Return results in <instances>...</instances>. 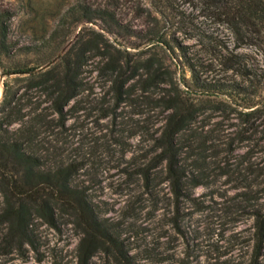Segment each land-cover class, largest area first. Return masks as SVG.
Wrapping results in <instances>:
<instances>
[{"label":"trees","instance_id":"trees-1","mask_svg":"<svg viewBox=\"0 0 264 264\" xmlns=\"http://www.w3.org/2000/svg\"><path fill=\"white\" fill-rule=\"evenodd\" d=\"M176 1L162 0V9L153 13L142 9L146 20L140 32L121 25L114 11L77 3L58 20L45 43L33 47H18L11 39L14 12L0 4V65L3 57L46 52L38 63L2 67V75L15 74L3 81L0 99V222L7 225L8 233L25 236L34 218L50 225L62 219L81 235L78 264H88L97 250L110 254L115 264H134L135 257L120 239L119 223L104 217L106 211L98 201L94 187L103 164L97 160L98 153L115 159L119 151L123 156L129 147L122 141L125 135L139 136L148 147H142L143 152L128 160L119 173L142 190L136 202L146 201L145 195L154 208L158 187L166 182L177 218L182 201L190 198L192 188L209 183L210 165L225 151L216 143L218 128H207L213 115L221 120L215 126L235 120L234 137L224 143L226 156L234 150V142L252 144L238 164L246 162V173L240 171L234 180L245 189V200L258 202L264 189V97L260 98L264 71L250 64L245 54L217 51L214 56L224 72H234L240 81L202 80L188 47L175 37L168 39L157 18L170 12L176 31L185 32L188 17ZM178 1L224 26L233 37L234 50L264 49V0ZM91 19L101 20L113 41L103 33L84 31L53 65L39 70L52 61L72 26ZM132 39L143 45H134ZM141 46L145 50L139 51L138 58L151 54L134 60L128 48ZM155 49L170 56L178 50L191 79L178 81ZM93 72L105 89L100 97L94 82L87 80ZM120 108L129 109L126 116L118 113ZM93 117L95 123L110 122L101 137L84 132ZM227 159L220 161L223 175L230 172ZM252 216L255 242L249 264H258L264 244V208L257 207ZM173 223L179 230L176 219Z\"/></svg>","mask_w":264,"mask_h":264},{"label":"rangeland","instance_id":"rangeland-1","mask_svg":"<svg viewBox=\"0 0 264 264\" xmlns=\"http://www.w3.org/2000/svg\"><path fill=\"white\" fill-rule=\"evenodd\" d=\"M161 2L162 0H0V4L14 12L10 23V37L18 47L43 45L58 20L77 3L114 11L121 25L130 26L140 32L144 29L146 20L142 9H149L153 13L162 9ZM174 4L188 17L189 24L185 32L176 31L175 19L170 12L166 11L164 16L157 15V18L160 26H165L168 39L175 37L182 45L188 47L189 58H193L198 65L196 69L202 80L240 81L234 72H224L223 66L218 64V59L216 60L214 55L219 52L245 54L250 64L254 63L264 71V49L246 47L234 50L233 37L224 26L211 23L210 19L200 16L192 6L181 4L178 0ZM104 29L105 24L99 19L84 20L72 26L69 35L52 60L63 55L84 31L103 33L110 42L113 41L112 36ZM189 35L193 38L189 39ZM131 42L134 45H143L136 39H132ZM143 50H145L144 46L136 49L128 48L134 60L140 58V61L151 54L147 52L138 58L136 55ZM154 51H157L158 57H161L163 62L175 72L178 81H181L182 77L191 79L178 50H175L172 56L159 49ZM213 51L215 54L212 53ZM45 53L43 51L40 54L3 57L2 66L0 65V82L2 67L11 68L17 63L32 65L40 62ZM96 61L98 59H94V62ZM12 77L14 76L5 77L4 80H11ZM87 80L94 82L97 97L102 96L105 89L100 88V80L96 72H93ZM262 97L264 91L260 98ZM128 111V108H120L118 113L121 112L126 116ZM92 120L93 122L84 129L85 133H94L95 137H101L108 131L110 122L107 119H100L97 123L94 122V117ZM216 121L221 120L213 115L207 128H218L216 143L219 145L218 149L225 151L211 163L209 183L192 188L190 198L182 201L177 218H174L176 207L166 182L158 187L159 202L154 208L145 195L142 199L146 201L136 202V197L142 190L133 182L127 183L126 177L119 173V170L127 165L128 160L143 152L140 150L142 147V149L148 147L139 136L131 138L125 135L122 141L129 147L123 156L119 151L116 152L115 159H111L104 152L98 153L97 160L103 161L98 167L97 183L94 187L98 201L106 211L104 217L109 222L119 223L120 239L124 241L127 252L135 257L134 264H249L251 262L255 242L252 213L257 207L264 208V189L259 194L258 202L244 199L245 189L238 188V181L234 179L239 177L240 171L241 174L246 173V162L241 166L238 164L241 156L251 149L252 144L234 142L232 146L234 150L230 156H226L227 144L224 143L234 137L236 128L232 123H235V120H224L222 125L215 126L213 123ZM116 148L118 150L119 146ZM224 157L229 161L228 175L221 174L222 170L219 168L223 165L220 161ZM118 158L119 163L116 161ZM261 187L264 188V185ZM174 219L179 230L173 223ZM26 233L21 237L10 234L7 225L0 222V264H78L77 252L81 235L74 225L62 219L50 225L42 219L34 218ZM88 264L115 263L110 254L104 250H97ZM258 264H264V244Z\"/></svg>","mask_w":264,"mask_h":264},{"label":"water","instance_id":"water-1","mask_svg":"<svg viewBox=\"0 0 264 264\" xmlns=\"http://www.w3.org/2000/svg\"><path fill=\"white\" fill-rule=\"evenodd\" d=\"M57 58L53 59L52 61L48 62L47 64L43 65L39 70H45L48 69L51 65H53L56 62ZM9 76H15L14 73H10L9 75H2L1 76V95H0V99L2 97V93H3V81L5 77H9Z\"/></svg>","mask_w":264,"mask_h":264},{"label":"bare ground","instance_id":"bare-ground-1","mask_svg":"<svg viewBox=\"0 0 264 264\" xmlns=\"http://www.w3.org/2000/svg\"><path fill=\"white\" fill-rule=\"evenodd\" d=\"M0 86H1V83H0Z\"/></svg>","mask_w":264,"mask_h":264}]
</instances>
